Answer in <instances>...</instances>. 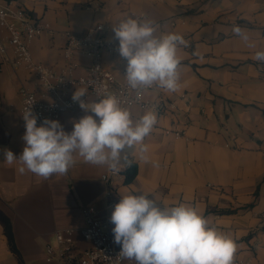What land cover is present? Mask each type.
<instances>
[{"label":"crops","instance_id":"crops-1","mask_svg":"<svg viewBox=\"0 0 264 264\" xmlns=\"http://www.w3.org/2000/svg\"><path fill=\"white\" fill-rule=\"evenodd\" d=\"M9 2L23 8L32 21L54 28V35L31 43V52L36 63L56 72L70 64L64 56L65 30L84 34L104 24L107 37L116 40L113 26L132 17L159 25L157 34L177 33L190 42V47L178 51L179 90L157 87L145 94L147 100L161 97L175 104L164 116L154 112L157 123L144 141L159 166L143 162L138 146L126 149L122 176L114 179L115 197L140 190L159 200L161 207L191 203L211 225L233 238V262L264 264V62L254 59L256 51L264 50V0H2ZM234 25L255 47L233 33ZM8 56L12 63L4 61ZM14 61L11 50L6 56L0 53V213L11 222L20 256L11 250L0 219V264H40L46 247L56 246L57 230L85 227L83 205L94 206L99 220L108 221L109 187L101 180L106 167L79 156L67 174L48 179L27 170L20 174L18 161L5 162V149L19 157L25 145L21 91L42 93L37 76ZM73 62L78 65L77 77L91 64L82 54ZM103 64L119 79L126 68L124 60L108 54L103 55ZM130 111L134 120L147 112ZM86 114L91 113L79 109L57 121L70 133L73 121ZM167 130L183 135L175 138L166 135ZM132 164L137 173L127 183L125 173ZM86 248L79 243L75 254Z\"/></svg>","mask_w":264,"mask_h":264},{"label":"clouds","instance_id":"clouds-1","mask_svg":"<svg viewBox=\"0 0 264 264\" xmlns=\"http://www.w3.org/2000/svg\"><path fill=\"white\" fill-rule=\"evenodd\" d=\"M159 25L132 17L113 26L114 38L119 41V55L126 60L123 74L131 90L158 87L166 92L179 90L181 59L178 51L187 41L177 33H158ZM233 33L249 47V36L238 25ZM254 59L264 62V50L256 51ZM87 88L76 89L72 100L86 114L73 121V130L66 132L57 120L44 118L37 126V116L30 107L24 111L25 145L19 157L4 150L5 162H19L18 172H28L48 179L65 175L82 157L86 163L106 167L112 173L121 170V160L127 159L126 149L138 146L139 157L158 167L151 160L144 143L154 130L157 117L151 110L133 119L127 101L110 92L98 93V99L86 102ZM140 194H134V193ZM147 192L136 190L120 196L113 206L110 222L114 225V243L121 246L119 256L135 264H233L236 244L233 238L217 227L198 208L185 202L173 205Z\"/></svg>","mask_w":264,"mask_h":264},{"label":"built area","instance_id":"built-area-1","mask_svg":"<svg viewBox=\"0 0 264 264\" xmlns=\"http://www.w3.org/2000/svg\"><path fill=\"white\" fill-rule=\"evenodd\" d=\"M88 9L97 11L100 7ZM0 53L7 55L11 50L15 56L14 63L23 65L26 70L33 72L42 89V93L37 95L26 89L21 91L23 113L29 107L37 116V126L44 118L58 120L63 114L81 109L78 102L72 100V95H67L68 91L80 88H87L86 102L91 103L98 99V93L110 92L116 94L121 99L127 101L124 106L130 110L139 108L143 111H153L159 116L166 115L175 108L174 103H168L159 97L155 100H147L145 94L155 90L152 87L147 90H131L127 87L122 70L121 78L105 68L103 55L120 58L124 60L118 52L119 43L107 37V27L104 24H97L91 27L84 34H76L71 30H65L63 37L66 41L64 50L65 58L70 62L66 70L56 72L42 64L36 63L32 52L31 43L42 36L54 35V28L46 22L32 21L25 10L14 5V3H2L0 0ZM187 41V40H186ZM187 46L191 44L187 41ZM82 54L91 60L86 74L76 76L78 65L73 62V58ZM5 62L12 63L11 57H5ZM126 62V60H124ZM261 69V68H259ZM1 70V65H0ZM166 135H173L175 138L182 137L180 131L167 130ZM122 176L120 172L112 173L107 168L101 176L109 190L107 204L108 221L99 220V212L94 206L83 205L81 210L85 219V227L81 229H60L57 230L56 246L48 245L46 255L40 264H135V261L124 259L119 256L121 246L114 243V235L110 232L112 223L110 222L113 206L119 202L115 197L116 186L114 179ZM79 243L87 245L85 251L76 255V247ZM233 264H255L252 261H235Z\"/></svg>","mask_w":264,"mask_h":264},{"label":"trees","instance_id":"trees-1","mask_svg":"<svg viewBox=\"0 0 264 264\" xmlns=\"http://www.w3.org/2000/svg\"><path fill=\"white\" fill-rule=\"evenodd\" d=\"M136 173H137V168L134 164H132L125 173V181L127 183L132 182L136 176ZM0 219L5 224L6 236L8 238L10 248L13 251V253L19 257L20 254L15 244L11 222L6 217H4L1 213H0Z\"/></svg>","mask_w":264,"mask_h":264}]
</instances>
